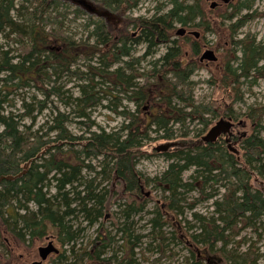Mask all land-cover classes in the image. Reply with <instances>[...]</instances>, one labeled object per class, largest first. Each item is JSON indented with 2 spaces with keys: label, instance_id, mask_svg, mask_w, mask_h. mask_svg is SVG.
Returning a JSON list of instances; mask_svg holds the SVG:
<instances>
[{
  "label": "trees",
  "instance_id": "obj_1",
  "mask_svg": "<svg viewBox=\"0 0 264 264\" xmlns=\"http://www.w3.org/2000/svg\"><path fill=\"white\" fill-rule=\"evenodd\" d=\"M92 1L130 12L142 0ZM254 1L209 8V0H168L148 16H128L123 31H114L65 0H0V175L18 173L31 159L20 178L0 181V264L14 254L9 240L28 247L47 236L62 248L47 257L49 264H138L133 217L148 200L154 202L148 236L158 255L152 263L173 260L177 253L168 246L177 241L185 254L175 264H264V242L258 244L264 241V103L244 100L264 79V43L253 32L239 34L248 21L264 18ZM80 19L84 34L65 25ZM203 48L216 58L202 57ZM199 69L209 73L202 80L211 88L205 102L193 98L191 77ZM98 107L120 117L119 124L98 125L91 118ZM221 117L234 123V142L225 131L204 141L202 133ZM177 138L181 144L172 148L146 147ZM155 155L167 161L159 175L136 169ZM145 186L162 196L143 192ZM190 191L199 196L189 208L201 200L211 207L209 214L192 212V226L178 219ZM77 219L94 226L82 245L76 240L83 228L71 224ZM245 229L253 240L241 235Z\"/></svg>",
  "mask_w": 264,
  "mask_h": 264
},
{
  "label": "rangeland",
  "instance_id": "obj_2",
  "mask_svg": "<svg viewBox=\"0 0 264 264\" xmlns=\"http://www.w3.org/2000/svg\"><path fill=\"white\" fill-rule=\"evenodd\" d=\"M212 1H215V6L218 5L219 3L221 4H227V2H224L223 0H209L208 2V6L210 7V3ZM165 3L166 6L164 8H166L169 4L168 0H142L140 2V4L138 5V7H136L135 9H133L132 11L128 12L127 9H125V7L122 6V8L118 11H111L113 12L115 15H117L114 22H107L108 26L110 27V29L114 30V31H120L125 28V22L128 16H137V15H145L148 16L150 15L153 10L154 7L157 4H163ZM220 4V5H221ZM214 6V7H215ZM213 7V8H214ZM252 8L257 10V11H261L264 9V0H256L254 1ZM81 24H82V20H66L65 21V25L70 29V30H76L79 33H85L82 29H81ZM181 27V26H178ZM81 30V31H80ZM253 32L256 34V38L257 40H260L264 43V18L263 17H258L255 18L253 20H250L246 23V25L239 31V34L241 35L244 32ZM213 36L212 35H207V39L208 40H213ZM5 42L2 38H0V43ZM9 44H6V47L10 46L13 47L15 46V44L12 42H8ZM142 45L141 47H138V51L137 54L141 53L143 51L142 49ZM209 48H203L202 53L207 50ZM164 50V47H160L159 51L157 54H161L162 51ZM143 66L145 65V62L142 64ZM145 67V66H144ZM209 73L207 72V70L205 69H199L196 70L194 72V74L192 75L191 79L195 82H197L194 85V89H193V98L195 100V102H205L209 99V94L211 91V88L207 87L206 84L202 81L204 79H206L208 77ZM72 83H66L65 87L71 85ZM73 92L76 93V90L73 89ZM74 93V94H75ZM244 100L247 104L249 103H264V79H259L257 81V84H255L250 91H245V95H244ZM123 103H126L125 100H123ZM16 104L18 106L19 102L16 100ZM130 109H133V105L131 103H129V105H127ZM60 108H62V106H60ZM236 110L238 109H243L244 106L243 105H235ZM46 115V112L43 111L41 115H37L36 120L34 125L32 126L33 129H35L38 125L41 124V122L44 120V117ZM91 118H94V120L97 122L98 125L104 127L106 130L116 126L119 124L120 122V117H116L114 114L110 113L109 111L102 109L100 107L94 109L93 113L91 114ZM220 119H224L227 120L226 118H220ZM29 120L26 119L25 120V124H29ZM262 125L264 126V120L262 121ZM68 127L70 128L71 132L79 134L80 130L76 127L73 126V124H69ZM98 129V128H96ZM203 135H205L206 133H202ZM152 136V135H151ZM150 144L148 146H146L147 148L151 147V146H158V148L164 149V148H172V146H176L177 144H181V139L177 138V139H173V140H157V141H149ZM148 142V143H149ZM95 161L93 160L91 164H94ZM167 165V161L165 160V158L162 155H155L149 158H143L141 160H139L136 163V169L140 172H142L144 175L146 176H156L159 175L163 169L166 167ZM190 171H186L182 178L183 179H188V175H189ZM53 190V189H51ZM150 187L149 186H145L143 187V192L147 193L150 192ZM211 191L210 188L206 189V193ZM152 196H155L156 199L160 198L162 196L161 191L159 190H152ZM199 196L198 191H190L188 193H184V198H185V202H180L179 206H180V211L181 213H179L178 215V219L182 222L183 225H186L188 223V225H193L194 221L192 220V216L191 213L192 212H197V213H201V214H209L210 212V202L207 200H201L197 203H194L192 208L188 207L189 203L194 202L195 199H197V197ZM30 207H33L32 205H29ZM154 206V202L152 200H148L146 202V206L144 208L143 212H140L139 214L135 215L133 217V222H134V235L139 236V242L137 243L136 247L134 248V250L132 251V258L133 260H135L138 264H154L152 263L153 260H155V258H157V252L156 249L154 247V242L150 239V236H148L149 234V224H148V220L150 218L149 215V211L152 210ZM118 207L116 205H113L111 207L110 210L112 211H117ZM110 213V212H109ZM108 215V214H107ZM72 225H74V227H80L83 228V230L80 232L77 240H76V244L77 245H82L84 244L87 240H89L93 235H94V226H90L88 227L86 225V223L84 221H82V219H77L74 220V223H71ZM105 227L109 228L110 224L108 222H106L104 224ZM111 230V235L114 233L113 229L109 228ZM163 232H166L167 235L170 236V228L165 226L162 229ZM193 231V230H192ZM241 235L246 236L247 238L250 237L252 240L254 239V237L250 234V231L248 229H245ZM7 236V235H5ZM264 236V235H263ZM8 237V236H7ZM53 237H44V239H40V240H33L31 242V244L28 247H25L24 245H18L16 244V242H14L13 240H9L11 247L13 248V256L9 259L3 260L1 263L2 264H29V262H31L32 260H36L38 259V254H37V248L41 245H45L49 240H52ZM264 241L262 240L260 243H263ZM53 243L55 244V246L57 248H59V250H62V248L60 247V245L57 243H55L53 241ZM67 247L63 246V249H65ZM114 248V245H112L109 249V251H112ZM244 247H241L239 250H243ZM263 247H261L262 249ZM170 249H172L171 251H174L176 256L173 260H171L169 257L163 258L161 259L159 264H167L169 262H171V264H175L177 260L181 261L182 256L185 254L184 253V247L181 243L177 242V241H170L169 242V246H168V250L170 251ZM67 254V253H65ZM109 254V253H108ZM118 256H120L121 251H119ZM55 258V257H53ZM13 260V261H12ZM49 262V260H48ZM46 260L43 261V264H49ZM59 261L57 259L53 260V263H58ZM258 264H263V261L260 260Z\"/></svg>",
  "mask_w": 264,
  "mask_h": 264
},
{
  "label": "water",
  "instance_id": "obj_3",
  "mask_svg": "<svg viewBox=\"0 0 264 264\" xmlns=\"http://www.w3.org/2000/svg\"><path fill=\"white\" fill-rule=\"evenodd\" d=\"M65 1H68L75 6L81 7L87 13L96 15L98 17H102L108 22H114V20L118 18L116 17L117 15H115L109 9L103 7L102 5L96 4L92 0H65ZM223 1L227 2V0H223ZM215 4H216L215 1H212L210 3V7L213 8ZM202 55L203 57H207V58H212V59L216 58L213 54V51L210 49L205 50ZM230 125L231 123L229 121H224L223 119H219L211 128L208 129L206 134L202 136V139L204 141H213L221 132H224L226 128L230 127ZM43 151L44 149L37 154V157ZM30 161L31 159L26 161L22 165L21 170L14 175H0V181H2L3 179L14 180L20 178L22 175L26 173ZM51 253H58V248L53 244L51 240H49L45 245H41L37 248L38 259L32 260L31 262H29V264H43V261H45Z\"/></svg>",
  "mask_w": 264,
  "mask_h": 264
},
{
  "label": "flooded vegetation",
  "instance_id": "obj_4",
  "mask_svg": "<svg viewBox=\"0 0 264 264\" xmlns=\"http://www.w3.org/2000/svg\"><path fill=\"white\" fill-rule=\"evenodd\" d=\"M184 32H186V34H188L187 32L188 31H186L185 30V28H184V31H182V33H184ZM185 34V33H184ZM213 51V50H212ZM203 54V53H202ZM214 54V53H213ZM215 56V55H214ZM202 57H203V55H202ZM205 58H207V57H205ZM207 64V63H206ZM231 123V125H230V127H228V128H226L225 129V132H228V134H226V137H227V139L226 140H229V139H231V141H233L234 142V140H233V133H234V130H235V128H234V123H232V122H230ZM242 125V124H241ZM240 125V126H241ZM233 131V132H232ZM244 131V130H243ZM52 242L54 241L55 242V240H54V238L51 240ZM56 243V242H55ZM54 244V243H53ZM57 244V243H56ZM55 245V244H54Z\"/></svg>",
  "mask_w": 264,
  "mask_h": 264
}]
</instances>
